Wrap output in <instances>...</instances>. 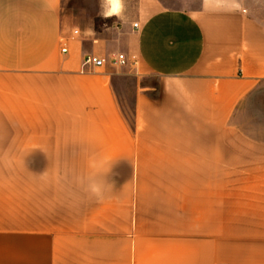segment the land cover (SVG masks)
<instances>
[{"label":"crops","instance_id":"1","mask_svg":"<svg viewBox=\"0 0 264 264\" xmlns=\"http://www.w3.org/2000/svg\"><path fill=\"white\" fill-rule=\"evenodd\" d=\"M61 3L0 0V264H264V0Z\"/></svg>","mask_w":264,"mask_h":264},{"label":"rangeland","instance_id":"2","mask_svg":"<svg viewBox=\"0 0 264 264\" xmlns=\"http://www.w3.org/2000/svg\"><path fill=\"white\" fill-rule=\"evenodd\" d=\"M101 10L102 0H62L61 3L62 13L75 19L81 27L101 29L106 22ZM123 106L125 115L131 120V103L128 102Z\"/></svg>","mask_w":264,"mask_h":264},{"label":"built area","instance_id":"3","mask_svg":"<svg viewBox=\"0 0 264 264\" xmlns=\"http://www.w3.org/2000/svg\"><path fill=\"white\" fill-rule=\"evenodd\" d=\"M137 25H135L136 27ZM65 51V49H62ZM105 63V59L96 57L94 55H85L82 60V66L87 67L88 69H92L93 67H100ZM111 63L115 66H123L126 64V57L124 54L119 53L117 54Z\"/></svg>","mask_w":264,"mask_h":264}]
</instances>
